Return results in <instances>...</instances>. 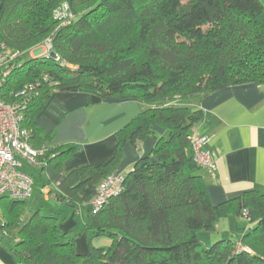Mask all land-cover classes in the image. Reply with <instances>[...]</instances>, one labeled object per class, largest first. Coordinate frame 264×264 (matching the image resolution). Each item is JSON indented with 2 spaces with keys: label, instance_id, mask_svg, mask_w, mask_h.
<instances>
[{
  "label": "trees",
  "instance_id": "16d2710c",
  "mask_svg": "<svg viewBox=\"0 0 264 264\" xmlns=\"http://www.w3.org/2000/svg\"><path fill=\"white\" fill-rule=\"evenodd\" d=\"M62 6L71 17L56 18ZM46 40L57 60L22 57ZM0 44L19 53L0 70V98L20 107L29 145L47 150L39 177L55 185L57 200L86 213L82 254L79 235L61 229L58 215L0 198V237L17 264H264V194L251 190L210 202L190 145L203 112L175 104L227 87L264 85L260 0H0ZM67 87L147 105L116 133L114 154L104 164L64 171L77 147L53 146L36 127L50 95ZM153 126L166 135L156 136ZM146 137L154 140L150 153L93 212L89 203L115 173L124 146L137 149ZM228 216L251 226L239 244L220 238L207 247L197 233L214 231ZM97 238L109 246H94Z\"/></svg>",
  "mask_w": 264,
  "mask_h": 264
},
{
  "label": "crops",
  "instance_id": "0c3cea01",
  "mask_svg": "<svg viewBox=\"0 0 264 264\" xmlns=\"http://www.w3.org/2000/svg\"><path fill=\"white\" fill-rule=\"evenodd\" d=\"M175 104L203 112V118L192 129V134L209 138L204 150L211 154L215 171L212 173L201 168L200 175L206 183L210 202L219 204L251 190L264 194V85L227 87L201 98L179 100ZM146 108L147 105L136 99H98L91 92L67 87L50 95L36 114L34 122L42 133L50 135L49 144H72L77 147L76 152L63 164L64 171H69L84 164L98 166L107 162L115 151L116 133ZM152 130L156 136L166 135L165 130L158 126H153ZM153 146L151 137H146L137 149L126 144L122 161L114 174L123 175L131 170L141 156L150 153ZM42 177L47 180L44 174ZM43 182L39 177L38 185L35 183V186L40 188ZM49 191L45 196H52L57 203L66 207L67 210L62 211L65 216H74L82 210L85 212L84 207L73 212L71 206L57 200L54 197L58 194L55 186L50 187ZM72 216L60 225L61 229L74 230L76 223ZM1 220L0 210V223ZM219 223L226 228L221 238H235L237 244L251 226L244 217L235 216L221 219L216 229ZM231 223L241 226L238 235L227 229ZM79 241H76L77 251L85 254L86 243L82 241L84 244L79 247ZM109 244V240L102 238L93 241L96 247H107ZM0 264H17L1 237Z\"/></svg>",
  "mask_w": 264,
  "mask_h": 264
},
{
  "label": "built area",
  "instance_id": "2783aa9c",
  "mask_svg": "<svg viewBox=\"0 0 264 264\" xmlns=\"http://www.w3.org/2000/svg\"><path fill=\"white\" fill-rule=\"evenodd\" d=\"M56 18L71 17L66 6L56 11ZM44 56H49L51 45L49 40L44 41L40 46L32 50L39 51ZM31 51V50H30ZM19 55L0 44V70L8 62L14 60ZM0 79V85H1ZM33 86L30 85L20 93L30 91ZM22 116L20 107L17 105H7L0 98V198L6 197L13 200H27L33 192L35 179L21 170L22 165L19 159H22L27 165L40 170L43 165L44 154L47 152L45 147L39 149L32 148L28 139L29 132L21 127ZM209 142L206 136L191 134L190 145L194 161L209 172L215 171V163L211 154L204 150V146ZM47 179V175L44 174ZM122 175L112 174L105 178L97 187L96 194L90 201L93 212L98 211L113 196L121 191ZM54 184L43 183L40 186V193L47 195L50 187Z\"/></svg>",
  "mask_w": 264,
  "mask_h": 264
},
{
  "label": "rangeland",
  "instance_id": "374dc122",
  "mask_svg": "<svg viewBox=\"0 0 264 264\" xmlns=\"http://www.w3.org/2000/svg\"><path fill=\"white\" fill-rule=\"evenodd\" d=\"M260 2L262 3V5L264 6V0H260ZM38 47V46H37ZM39 51H35V50H31L28 51L26 53L22 54V57L24 59L27 58H36L39 56H44L40 49H38ZM21 162L22 167L19 169L22 172L31 175L37 185H38V181H39V176H38V170L36 168H33L29 165H27V163H25L22 159H19ZM38 186H33V192L32 195L30 196V198H28L25 202V207L26 209H28L29 211H39V213L43 216H54V215H58L59 216V225H61L63 222L70 220V215L65 216L62 211L67 210L66 207L61 206L59 203H57V201L52 198V196H50L48 198V196L46 197L45 195L41 194ZM69 209V208H68ZM72 209V208H71ZM71 209H69L71 211ZM82 210V209H81ZM73 211V210H72ZM70 216V217H69ZM66 217V218H65ZM84 218H85V212L82 210L81 213L75 214L74 216H72V219H74V222L76 223V225L74 226V230L73 232L75 234H78L79 237L76 239L80 241L78 242L79 247H81L82 241H84V236H83V229H84ZM224 221H221V223ZM219 223L218 224V229H215L214 231H199L197 233V237L201 240L206 242V246L209 247L211 244H213L214 242H216L217 240H219L221 238V233L226 229L224 226H222V224ZM235 223H231L230 225H228L229 228L227 229H231L230 231L233 233H236L238 235V233L241 231L240 229V225H234ZM226 226V225H225ZM235 227V228H233ZM225 235V234H224ZM104 240H107L105 238H102ZM233 241H235V238H232ZM108 247V246H107ZM239 248V246H238Z\"/></svg>",
  "mask_w": 264,
  "mask_h": 264
},
{
  "label": "water",
  "instance_id": "95a60500",
  "mask_svg": "<svg viewBox=\"0 0 264 264\" xmlns=\"http://www.w3.org/2000/svg\"><path fill=\"white\" fill-rule=\"evenodd\" d=\"M49 57L52 58L53 60H57L58 59V57L56 56V54L54 52H50L49 53ZM64 204L67 205V206H71L67 202H64Z\"/></svg>",
  "mask_w": 264,
  "mask_h": 264
}]
</instances>
